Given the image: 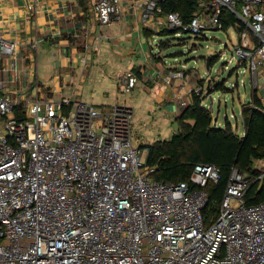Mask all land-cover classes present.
<instances>
[{
  "label": "built area",
  "instance_id": "obj_1",
  "mask_svg": "<svg viewBox=\"0 0 264 264\" xmlns=\"http://www.w3.org/2000/svg\"><path fill=\"white\" fill-rule=\"evenodd\" d=\"M193 1L185 22L164 12L165 0H89L101 30L127 13L152 42L168 31L189 54L214 39L208 34L233 28V69L258 87L264 0ZM229 17L235 26H225ZM1 29L0 22V264H264V202L244 205L249 179L232 171L219 214L207 224L202 210L207 184L219 179L215 166H195L189 184L157 182L147 149L132 146L128 106L97 107L28 82L18 46ZM155 45L149 55L157 58ZM182 67L156 77L179 86ZM137 84L126 71L119 90L128 94ZM173 101L178 112L189 104L179 93Z\"/></svg>",
  "mask_w": 264,
  "mask_h": 264
},
{
  "label": "crops",
  "instance_id": "obj_2",
  "mask_svg": "<svg viewBox=\"0 0 264 264\" xmlns=\"http://www.w3.org/2000/svg\"><path fill=\"white\" fill-rule=\"evenodd\" d=\"M81 1L0 0L1 30L6 39L18 46L19 59L28 69L26 80L32 82L37 79L40 84L49 88L54 96L76 94L78 100L89 104L82 100V84L90 71L87 61L91 59L96 62L100 53L117 47L122 38L131 40L134 37L135 43L131 41L126 52L123 51L121 55L115 53L117 66L125 65L123 63L125 61L127 65L125 72L132 71L136 74L138 78L136 93L144 95L141 108L145 106L146 110L153 111L155 118L159 121L164 123L173 121L178 115L176 104L172 99L173 95L178 91L190 102L191 93L199 92L201 88L197 86L190 88V85L184 83L183 87H177L178 82H175L173 87H169L161 84L160 79L157 86L154 85L157 82L156 74L162 67L159 63L148 65L150 61L148 52L143 51L145 53L143 61L138 60L134 64L124 58L125 55H134L132 52H135L138 41L143 45L146 40L144 33L140 30L138 18L126 13L119 24H111L101 30L98 27L97 18L91 12L88 0ZM29 6H33V10H30ZM41 49L54 51V59L51 62L54 66H49V59L41 53ZM42 71L47 73H41ZM123 73L118 78V91H120L119 79ZM139 74L143 78L140 81ZM145 79L153 82L152 88L144 85ZM260 82L256 96L264 102V86H262L264 77H261ZM110 106L112 105L97 107ZM126 106L134 113L131 105ZM242 134L243 131L240 132V135Z\"/></svg>",
  "mask_w": 264,
  "mask_h": 264
},
{
  "label": "rangeland",
  "instance_id": "obj_3",
  "mask_svg": "<svg viewBox=\"0 0 264 264\" xmlns=\"http://www.w3.org/2000/svg\"><path fill=\"white\" fill-rule=\"evenodd\" d=\"M88 3L90 4L89 0ZM208 35L214 39L199 43V46L194 48L196 49L194 54H189V51L186 52V49L173 39L172 34L168 35L171 39L160 48V56L157 58L150 56L148 65L159 63L162 67L160 72L166 71L167 66L180 68L181 65H184L185 67H182L184 80L179 86L183 87L184 83L190 85V88H193V86L201 88L202 90L199 92L205 98L203 101L205 106L212 112L214 119H217L215 123L219 124V127H223L225 118H227L232 129L240 134L244 130L240 114L241 104L251 101L253 94H256V91L260 88L261 82H259L258 87H253L252 84H248L250 79L248 73L242 72L236 76L238 71L233 69L236 63L234 47L237 44L238 36L233 28ZM185 37L183 36V38ZM215 39L217 40L216 42L214 41ZM129 40L122 38L117 47H112L111 50L100 53L96 62L91 59L87 61L90 71L82 84V100L95 106L131 105L134 111L131 125V141L132 146L139 149L141 146L151 144L156 140H169L176 132V123L174 120L170 123L159 121L155 118L153 111L146 110L145 106L141 108L144 95L137 94L138 89L135 88L128 94L118 91L119 75L125 72L127 65L123 61L125 65L117 66L115 53L121 55L123 51L126 52L130 42L135 43L134 37ZM159 40L167 39L165 37H156L154 42H152L149 37L144 41L143 45L138 41V45L135 46V52H132L134 55H125L124 58L129 59L131 64L136 63L138 60L143 61L145 58L143 51L149 53L151 47L156 49L155 42ZM187 41L190 42L191 40L187 39ZM40 51L49 59V66H54V63H51L54 59V51L50 49H41ZM177 51L180 53H177ZM173 52L175 53L172 54ZM208 57H210L209 70L206 69ZM212 57L213 59H211ZM176 58L177 60L174 61L173 59ZM80 63L82 62L80 61ZM144 69L147 70L146 67ZM41 73L46 74L47 71H42ZM141 76L139 74V81L143 79ZM159 79L161 77L156 78L157 82L154 85L157 86ZM241 80H244L245 86L237 87V83ZM151 81H153V78H151ZM152 83L145 79L144 85L147 88H152ZM161 84L163 83L161 82ZM217 84H223L226 89L215 91ZM177 93L179 92L177 91Z\"/></svg>",
  "mask_w": 264,
  "mask_h": 264
},
{
  "label": "trees",
  "instance_id": "obj_4",
  "mask_svg": "<svg viewBox=\"0 0 264 264\" xmlns=\"http://www.w3.org/2000/svg\"><path fill=\"white\" fill-rule=\"evenodd\" d=\"M196 6L193 0H165L162 8L166 13L179 14L187 22ZM225 23L229 27L235 26L237 21L229 17ZM143 33L147 39L148 33ZM168 35H171L168 31L160 33V37L167 39L159 40L160 48L171 39ZM221 89L226 88L217 84L215 91ZM204 99L200 92H192L189 104L174 119L176 132L171 138L154 141L140 149H147L146 164L155 168L152 177L157 182L189 184L195 166L212 165L218 169V181L209 182L205 189L207 202L202 215L208 224L219 214L233 170L249 179L243 194L244 205L264 202V103L253 94L250 102L241 104L244 130L240 135L232 129L227 118L224 126L219 127L212 112L203 105Z\"/></svg>",
  "mask_w": 264,
  "mask_h": 264
},
{
  "label": "water",
  "instance_id": "obj_5",
  "mask_svg": "<svg viewBox=\"0 0 264 264\" xmlns=\"http://www.w3.org/2000/svg\"><path fill=\"white\" fill-rule=\"evenodd\" d=\"M209 61H210V57L207 58V64H206V69L209 70L210 67H209Z\"/></svg>",
  "mask_w": 264,
  "mask_h": 264
}]
</instances>
